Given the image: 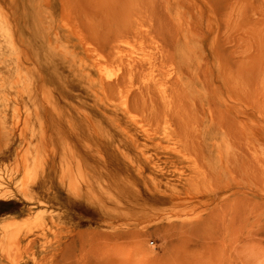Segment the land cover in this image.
I'll return each mask as SVG.
<instances>
[{
  "label": "rangeland",
  "instance_id": "rangeland-1",
  "mask_svg": "<svg viewBox=\"0 0 264 264\" xmlns=\"http://www.w3.org/2000/svg\"><path fill=\"white\" fill-rule=\"evenodd\" d=\"M0 264H264V0H0Z\"/></svg>",
  "mask_w": 264,
  "mask_h": 264
},
{
  "label": "bare ground",
  "instance_id": "bare-ground-1",
  "mask_svg": "<svg viewBox=\"0 0 264 264\" xmlns=\"http://www.w3.org/2000/svg\"><path fill=\"white\" fill-rule=\"evenodd\" d=\"M11 194H12V192H7V194L5 193V194L2 195V198H5L6 199V198L10 197ZM35 218L38 219V220H40V215H36ZM17 222H19L18 219L10 218V222L8 223V225H6V228H9V229L14 228V226L17 225Z\"/></svg>",
  "mask_w": 264,
  "mask_h": 264
}]
</instances>
